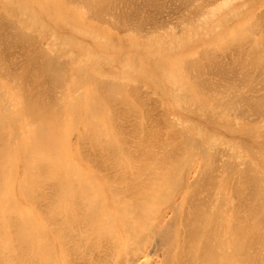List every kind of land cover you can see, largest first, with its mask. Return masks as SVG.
<instances>
[{
	"label": "bare ground",
	"instance_id": "bare-ground-1",
	"mask_svg": "<svg viewBox=\"0 0 264 264\" xmlns=\"http://www.w3.org/2000/svg\"><path fill=\"white\" fill-rule=\"evenodd\" d=\"M33 1L36 6L31 0H2L0 6V77L6 79L5 85H0V264H264V17L259 15H264L261 11L264 0H180L184 18L176 15V7L180 4L175 0L178 5L174 3L175 8H171L176 14L169 13V16L181 17L182 24L185 21L186 30L181 25L187 41L193 42L190 45L181 37L183 34H176L181 30L176 29L180 25L179 19V25L175 26L166 21L168 16L161 14L160 17L165 18L161 22L158 19L160 12L155 15L157 18L153 17L160 20L161 25L166 22L171 30L159 23L160 26L153 29L156 25L151 22L154 27L147 25L149 30L145 28L146 32L142 33L141 28L134 26L138 23L135 12L139 13L141 9L133 6L134 9L138 7L134 19L125 12L130 3L134 5V0ZM138 2L143 4L142 0ZM173 2L171 0L170 4ZM141 3L140 8H144ZM76 10L78 13L72 18ZM141 12L137 20L142 16ZM66 13L70 16L65 20ZM151 13L147 12V15ZM143 16L146 19V14ZM143 16L139 23L144 22ZM81 17L96 19L102 24L113 23L114 28L123 31L118 34L117 41L121 42L118 51L123 52L126 46L134 45L145 52L143 57L136 59V55H127L122 61L119 56L115 58L98 52L74 34L84 32V35L93 36L92 39L103 37L104 40L106 32L103 30L104 36H99L100 32L94 30V26L80 22L78 18ZM175 20L173 18L174 24ZM64 22L72 29V34L66 33L61 24ZM227 23L232 26L224 27ZM171 25L175 26V33ZM36 27L40 28L41 36L49 35L47 46L37 43L36 32L32 33ZM215 27L220 30L215 31ZM228 29L235 30L236 35L232 34L235 39L241 30L239 38H248L249 46L242 43L245 38L242 42L230 39L232 36L226 39L223 35ZM214 33L226 41L213 44L209 50L201 49L208 57L212 50L213 57L208 60L206 56V63L217 58L216 54H222L231 40L235 46L230 44L228 48L240 50V45H244L242 48L245 49L241 50L250 61L241 60L243 55L238 57L241 50L237 49L236 55L231 50L233 53L229 56L235 57L229 62L233 63L232 60L238 57L241 62H234L240 67L234 63L235 67L227 68L230 71L223 70L226 64L232 66L225 60L230 53L225 54L227 48L220 57L226 55L224 60L228 63H221V68L222 60L218 56L217 65L213 64V68L220 65L217 69L225 71L215 72L227 76L220 73L217 77L206 76L212 66L210 62L207 63L210 68L206 63L202 64L205 56L199 51L203 43H212L209 35ZM136 34L146 35L147 39L142 41ZM103 40L98 41H110L108 38ZM74 42L86 50V55L82 54L81 58L85 55V61L91 60L98 67H88L90 71L85 73L86 76L80 67L83 78L78 73L75 75L80 78L74 76L72 81L91 77L95 82L100 80L95 84L102 88L104 101L109 102L111 111L107 110V103V111H104L105 103L94 105L102 102V98L98 99L100 95L93 91L89 95H96L99 101L88 98V102L93 103L83 107L80 98L83 90L82 95L77 93V83L70 84L71 90L78 89L76 95V90L73 92L75 98L72 96L70 101L67 97L69 60L65 63L68 57L63 56V61L57 49L68 47L72 54ZM50 46L56 50H50ZM215 46L222 50L218 51L220 47ZM71 54L73 58L75 54ZM191 58L196 59V63ZM104 62L110 73L122 66L124 75L128 74L122 79L124 84L133 80L127 79L133 72H144L161 100L173 97L176 106L199 115L207 125L192 122L196 131L190 130L187 126L194 120L187 118L191 121L185 122L182 118L181 129V123L173 115L179 127L171 121L173 117L168 118L175 125L174 128L168 123L175 134L167 126L170 132L163 140L162 132L151 119L153 116L144 110L147 108L142 105L144 98L141 104L137 103L135 93L139 87L143 89L142 83L137 86L135 80L131 82L135 84L133 88L138 87L133 94L134 102L120 91L127 85L118 81L123 85L117 86L114 77L103 79ZM32 67L34 71H30ZM76 67L79 69L75 65L73 73L78 72ZM149 68L153 73L148 72ZM213 68L210 69L212 72L216 69ZM27 69L31 73L37 71L36 75L40 73L53 84L49 90L52 93V88L55 89L50 98L52 101L41 99L46 89L41 88L42 93L37 85L34 90L31 84L27 86L30 75H23ZM181 71L188 76V85L180 78ZM24 76L29 90L22 85L25 84V81L22 83ZM31 76L37 77L34 73ZM34 77L29 78L33 80ZM37 78L33 83L40 82L42 77ZM15 81L22 83L17 86L19 88ZM8 85L15 86L14 91L9 92ZM128 86V89L132 88V85ZM190 86L194 87L195 96L187 93ZM148 92L152 93L150 89ZM194 98L200 101L198 105L195 101L194 104ZM98 106L103 110L95 108ZM92 109L98 110L92 112ZM84 111L85 114L86 111L96 112L102 120L94 119L93 123L92 119L88 123L86 119L91 114L86 115L85 126L79 130L76 127L83 124ZM148 112L153 113L150 109ZM20 121L29 124L28 137L20 135L23 129L19 126ZM215 125L218 132L211 128ZM14 126L17 131L11 133ZM174 129L181 130L176 133ZM87 141L91 144L89 149ZM75 142L80 145L76 152ZM85 143L86 150L82 147Z\"/></svg>",
	"mask_w": 264,
	"mask_h": 264
},
{
	"label": "rangeland",
	"instance_id": "rangeland-1",
	"mask_svg": "<svg viewBox=\"0 0 264 264\" xmlns=\"http://www.w3.org/2000/svg\"><path fill=\"white\" fill-rule=\"evenodd\" d=\"M139 1H141V0H139ZM145 1H146V0H145ZM150 1H152V0H147V3L150 2ZM153 1H155V0H153ZM173 1H175V0H172V2H173ZM177 1L179 2L180 0H177ZM177 1L173 2L172 4H170L171 0H168V3L166 2V0H165V1H164V0H163V1H161V0H158V1H157V0H156V2H154L155 4H154L153 2H150V3H153V4L150 5V4L148 3V4H149V5H148L146 2H144V0H142L143 4L146 3V4H145L146 6H145V5L143 6V4H142L141 2H138V0H136V2H135V0H134V2H133L134 5H133V4L131 5V3H130L129 8H128V6H127L128 10H126L125 12H126V13L128 12L126 15H128L129 18H130V17H131V18L133 17V19H134V16H135L136 14H138V15H136V16H138V18H139V15H140L139 13H140V12L142 11V9H143V11H142V12H144L143 14H144V15L146 14V16H147L146 19H144V16H143V14H142V12H141V15L143 16L142 21L144 20V22L139 23V20H141L142 16L140 17L139 20H137L138 18L136 19V22L138 21V23H135V22L133 21V22L135 23L134 26H137L138 28H141V30L143 31L142 33H145V32H146V31H145V28L148 29V28H147V27H148L147 25H150L149 28H152V27H154V26L156 25V27L153 28V29H157V26H160V25H161V23H159V21L161 20V22H162V18H164V16H165L166 18H167V16H168L169 20L166 19V21H171L172 24L175 25V26H176V25L178 26L179 24H177V23H179V21H180V25H179L178 28L176 27V29L179 30V29L181 28V30L183 31L184 27L187 26V25L185 24V21H184L185 19H183L184 24H182L183 22L181 23L182 20H180V19L184 18V16L182 17V15H183V11H184V8H182V7H183V4L181 5V3H180L181 1L179 2V4H180L179 7H178V6L176 7V8H177V10H176L177 14H176V12H174L175 9L172 10V8H171V7L175 8V4H174V3H176ZM157 2H158V3H157ZM161 2H162L163 4H159V3H161ZM164 2L167 3V4H165V5H167V6L164 5ZM140 3L142 4L141 7H144V8H140ZM31 4H32L33 6H36V3H35L33 0H31ZM127 4H129V3H127ZM158 4L161 5V6H159ZM168 4H169V6H168ZM1 5H2V0H0V6H1ZM122 5H123V4H122ZM152 5H154V6H152ZM163 5H164V8H165V7H167V8L164 9V8L162 7ZM170 5H172V6H170ZM176 5H178V4L176 3ZM130 6H131V7H130ZM133 6H134V7H135V6H138L139 9H141V11L139 10L140 12L138 11L139 13H137L136 9H138V7H136V8L134 9ZM151 6H152V7H151ZM156 6H158V7H162L163 9H162V8L160 9V8H158V7L156 8ZM132 7H133V8H132ZM127 8H126V9H127ZM130 8H131L132 10H131ZM148 8H151L152 11H151L150 9H148ZM152 8H153V9H152ZM154 8H156V9H154ZM169 8H170L172 11H171ZM178 8H179L180 10H179ZM181 8H182V9H181ZM133 9H134V10H133ZM144 9H145V11H144ZM146 9H147V10H146ZM158 9H159L160 11H159ZM168 9H169V10H168ZM155 10H156V12H155ZM181 10H183V11H181ZM134 11H136V12H135L136 14L134 13ZM163 11H165V12H163ZM166 11H169V12L166 13ZM178 11H179V12L181 11V12H180L181 14H180V13L178 14ZM258 11H259V10H258ZM261 11H264V9H262ZM261 11H260V12H261ZM125 12H124V13H125ZM147 12H148V13H149V12H153L154 14H153V13L150 14L152 17L155 16V15H156V16L159 15V16H158V19H160V20H158V19L155 20V17H156V16L153 17V18H150L151 16H150L149 14H148V15H149V17H148ZM158 12H160V13L158 14ZM172 12H173V13H172ZM77 13H78V11L76 10V13H73V14L71 15L72 18H74L75 15H77ZM133 13H134V14H133ZM169 13H170L171 15H172V14H174V15H175V14H176V15H179V16H181L182 18H181V17H180V19L178 18V19H179V21H178L177 17L174 16L173 18L176 19V20H175V24H174L173 18L170 17L171 15L169 16ZM258 13H259V12H258ZM262 13H264V12H262ZM66 14H68V15H65V16L63 17L65 20H66V18H67L68 16H70L69 13H66ZM129 14H132L133 16H130ZM157 14H158V15H157ZM161 14L164 15V16H163V17H160V16H162ZM259 15L264 17V15H262V14H259ZM73 16H74V17H73ZM179 16H178V17H179ZM159 17H160V18H159ZM63 18H62V16H59V19L62 20ZM69 18H70V17H69ZM69 18H68V19H69ZM129 18H128V19H129ZM131 18H130V19H131ZM135 18H136V17H135ZM147 18H149L150 20L153 19L155 22H154V21H149V20H147ZM156 18H157V17H156ZM170 18H172V20H170ZM259 18H260V17H259ZM78 19L80 20V22L84 23V25L88 24V25H92V26H94V27H95L94 30L100 32V35H99V36H104L103 34L106 32V33H105V36H104V38H105L104 40L106 41V39L108 38V40H110V41L103 42V43H101V41L103 40V37H102V38L100 37L101 39L98 38V40H101V41H98L95 37H94V39H92L93 36H90L89 34H86V33H85V35H84V32H83V34H82V33L79 34V33H77V32L74 34L75 36L81 37L82 40H84L85 42H87V43H89L90 45H92L93 48H95V50H97L98 52H100V53H105V54H110L112 57L114 56L115 58H116L117 56H119V58H120L122 61H125V56H127V55H131L132 57H135L134 55H136V59H141V57H143V55H144L145 52H143V50L141 51L140 49H137L134 45L126 46V47L122 50L123 52H119V51H118V48L120 47V43H121V42L118 43L119 41H117V40L119 39V37H120V35H118V34H119L120 32H123V31H120L119 28H114V27L112 26L113 23H110V24H109V23H108V24H102L101 22L97 21L96 19H92V20H91V19H87V20H85L83 17L78 18ZM261 19H262V18H261ZM157 20H158V22H156ZM63 21H64V20H63ZM146 21H149V24H148V22L145 24ZM163 21H165V18H164ZM259 21H260V19H259ZM151 22H152V23H151ZM51 23L55 24V22H53L52 20H51ZM65 23H66V22L61 23V24H63V26H65V30L67 31L66 33L69 32L68 34H72V29L69 28V26H68L67 24H65ZM82 23H81V24H82ZM127 23H128V22H127ZM129 23H130V22H129ZM150 23H151V24L155 23V25L153 24L154 26L152 25V27H151V24H150ZM156 23H157V24L159 23L160 25H159V24L157 25ZM167 23H168V22H167ZM131 24H133V23L131 22ZM143 24H144V25H143ZM168 24L170 25V22H169ZM168 24H167V25H168ZM181 24L184 25V26H183V29H182V25H181ZM115 25H116V24H114V26H115ZM162 25H163V23H162ZM162 25H161V26H162ZM164 25L166 26V22L164 23ZM164 25H163V26H164ZM173 25H171L172 27H170V26H169V27H170V28H174V29H172V30H173V32L175 33V31H176V30H175V26H173ZM225 25H226V26H225ZM225 25H224V27H230V26H232L231 24H228V23L225 24ZM92 26H91V27H92ZM142 26H143V27H142ZM100 27H101V30H100ZM219 27H220V26H219ZM160 28H161V27H160ZM162 28H163V27H162ZM164 28H165V27H164ZM215 28H216V27H215ZM217 28H218V27H217ZM217 28L215 29V31H219V30H220V28H219V29H217ZM222 28H223V27H222ZM143 29H144V30H143ZM226 29H227V28H226ZM103 30H104L105 32H103ZM112 30H113V31H112ZM148 30H149V29H148ZM166 30H171V29H168L167 26H166ZM181 30L176 31L177 36H180V34L178 35V32H179V33L183 34L181 37H182L183 39H186V41H185L186 43H189V45H190L191 43H193V42H188V41H187V36H186L187 34H186L184 31H183V32H184V33H183ZM184 30H186V28H185ZM111 31H112V32H111ZM247 31H248V30H247ZM247 31H246V33H248ZM35 32H36V37H37V39H39V40H37V41H38L37 43H38L39 45L47 46V40H48V41L50 40V39L48 38L49 35L46 34V35H42V36H41V35H40V28H37V27H36V30H32V33H35ZM227 32H228V33H227L226 35H223L224 37L227 36L226 39L228 38V36L230 37V36H232V34L236 33L235 30L233 31V30H231V29H228ZM238 32H239V30H238ZM241 33H242V32H241V30H240V34H239V35L237 34V35H238L239 37H241V36H240ZM108 34H110V35L108 36ZM33 35L35 36V34H33ZM37 35L39 36V38H38ZM111 35H112V36H111ZM116 35H117V38H116ZM121 35H123L124 37H127V36H125L126 34H123V33H122ZM141 35H142V34H141ZM141 35H140V34H136L135 36H136V38H140V37H141L140 40H142V41L145 40V39H147L146 35H142V36H141ZM201 35H202V34H201ZM235 35H236V34H234V36H235ZM107 36H108V37H107ZM143 36H144V37H143ZM202 36H203V35H202ZM210 36L212 37V39H211V40H212V43H211V44L203 43V45L200 47V51H199L200 53H199V54H202V53H203V52L201 53V49H202V48L204 49V51H205V50H209V49H210L209 47H211L213 44H214V45H216V44L219 45L218 42H219V43H223V42H224L223 40H225V38H224L223 36H222L223 39H222L221 37L218 38V37L216 36L215 33L209 35V37H210ZM41 37H42V38H41ZM110 37H111V38H110ZM203 37H204V36H203ZM239 37L236 36V39H235V37L232 36V38H230V39H235L236 42H239V41L242 42V41H243L242 39L245 38V37L243 38V36H242V39H240ZM214 38H215L216 40H215ZM40 39H41V40H40ZM204 39H205V38H204ZM221 39H222V40H221ZM239 39H240V40H239ZM43 40H44V41H43ZM104 40H103V41H104ZM123 40H125V41H126V40H127V41H130L129 38H123ZM201 40H203V39L201 38ZM228 40H229V39H228ZM235 40H234V42H235ZM238 40H239V41H238ZM246 40L248 41V38H245L244 42H242V43H244V45H248V46H249L250 41H248L247 44H245V43H246ZM111 41H112V44H111ZM225 41H226V40H225ZM41 42H42V43H41ZM97 42H98V43H97ZM203 42H205V41H203ZM231 42H232V40H231L230 43L228 44V47L230 46ZM236 42H235V44H236ZM74 43H75V44H74V45L72 44V46H71V48L73 49L72 54L69 52L70 49L68 50V47L66 48V47H63V46H62L63 49H57V50H59V54H61V57H62V60H63V61H64L63 56H64V57H68V59L66 60L65 63H67L68 60H69V65L67 66V67L69 68V70H68V72H69L68 79H69V80L67 81V88H68L69 90H68L67 97L70 99V101H71V99L73 100V98H72V96L74 97V93H73V92L76 90V91H75V95H76V92L78 91V89H77L76 87L78 86V87H79V92H77V93H78V94H79V93L81 94V93L83 92V95L81 94L82 96L80 97V98H81V104H82L83 107H85L86 104L90 102V100H89V102H88V98H90V99L92 98L91 100L93 101V99H96V98H95V97H97L96 95L99 94L101 97L98 96V97H99L98 99L102 98V102L99 101L98 99H96V101L98 100L100 103H96V102L94 101V102H95L94 105L97 106V104H100V105L103 106V103H105V105H104V111H107L108 109L110 110V104H109V102L104 101V92L101 91L102 88H101V89L98 88V87H100L99 85L97 86V85L95 84V83L97 82V80H96V82H95V79H94V78L92 79V77H91V78H89V79L87 78L88 80L84 79V80H82V81H81V79H79V80H78V82L80 81L79 83H78L77 81L75 82V83H77L75 89H73V88H72V90L70 89V88H71L70 84H73V83H74L72 80H74V78L77 77L75 74L78 75V73L80 74V73L82 72V70H83V74L86 76V74L89 73V71H90V70H88V67H92V66H96V67H98V65H96L97 63H95V62H93V61H91V60H88L90 63H89L87 60L85 61V59H84V57H85V55H86V50H85V48H83L82 46L77 45L76 42H74ZM224 43H225V42H224ZM227 43H228V42H226V46H227ZM232 43H233V42H232ZM103 44H104V45H103ZM106 44H107V46H106ZM110 44H111V45H110ZM240 44H241V43H240ZM109 45H110L111 47H110ZM224 45H225V44H224ZM232 45H233V44H231V46H232ZM238 45H239V44H238ZM238 45H236V46H238ZM244 45H240L241 48L244 47ZM105 46H106V47H105ZM113 46H114V47H113ZM116 46H117V47H116ZM206 46H208V48H207ZM220 46H221V45H220ZM220 46H219V47H220ZM234 46H235V45H233V47H234ZM240 46H239V47H240ZM248 46H247V47H248ZM205 47H206V49H205ZM215 47L217 48V46H215ZM219 47H218V48H219ZM221 47L223 48V46H221ZM221 47H220V49L217 48L218 51H219V50H222ZM228 47H227V48H228ZM233 47H232V48H231V47L228 48V49H229L228 51L226 50L227 48H226V49H225V48L223 49L224 51L226 50V53H225L226 55H227V52H228V53L230 52V53L227 55V57H226L227 59H225V56H226V55H224V58H223V57H222V58L220 57L221 55L223 56V54H224L223 52H224V51H223V52L220 51V52H222V54L220 53L221 55H220L219 53L216 54V52H215V54L217 55V58H218V56H219L220 59L222 60V62H220V65H221V63L223 64V62H224L225 60H228V62H229V61H231V58L233 59V58L235 57L234 55H233V56H229L231 53H233V51L235 52V55H236V50H237L238 48L235 49L236 47H235V48H233ZM245 47H246V46H245ZM247 47H246V48H247ZM113 48H114V49H113ZM212 48H213V47H212ZM241 48H240V50H241ZM125 49H126V50H125ZM234 49H235V50H234ZM242 49L244 50L245 48H242ZM50 50H56V48L53 47V46H50ZM129 50H130V51H129ZM231 50H233V51H231ZM238 50H239V49H238ZM238 50H237V51H238ZM240 50H239V51H240ZM243 50L240 51L241 54H240V53L238 54V52H237V54L239 55L238 57H240V56L243 55V58H244V59H243L242 57H241L240 59L243 60V61H245V60H247L248 58H245L246 56H245ZM202 51H203V50H202ZM211 51H212V50H211ZM211 51H209V53H208V54H211L210 56H212V53H210ZM242 51H243V52H242ZM67 52H68V53H67ZM206 52H207V51H206ZM206 52H204V53H206ZM65 53H66V54H65ZM73 53H74L75 55H74ZM174 53H175V52H174ZM70 54H71L72 56L74 55L73 58L70 56ZM79 54H80V55H79ZM82 54H85V55L82 56V58H81V55H82ZM78 55L80 56L79 58H78ZM202 55L205 56V59L203 58V60H202V64H203V63H206V60H207V59H208V60L210 59V56L208 57L207 54H206V55L202 54ZM202 55H200V56H202ZM213 55H214V52H213ZM216 55H215V56H216ZM200 56H197V57H200ZM206 56L208 57L207 59H206ZM76 57H77V58H76ZM194 57H196V55H195ZM212 57H213V56H212ZM228 57H230V58H228ZM238 57H237V58H238ZM85 58H86V57H85ZM217 58H214L213 61H211L212 59L209 61V62L211 63L210 65L212 66L211 68H213V64L217 65V64L215 63V61H216V62L218 61ZM237 58H236V60L234 59L235 62L238 61V63H240V62H241V61H239L240 59L238 60ZM78 59H82V61H85V62H82V61L80 62V60H78ZM86 59H87V58H86ZM191 59L193 60L192 62H194V61L196 60V59H194V58H191ZM198 59H199V58H198ZM198 59H197V60H198ZM200 59H202V57H200ZM224 59H225V60H224ZM221 60H219V61H221ZM234 60H232L233 63H232V62H229V63H232V66H231V64H228V66H227V64L225 65V63L227 62V61H225V62H224V65H225L226 68H222L223 65H221V66H220L219 64H218V65H219L223 70H226L227 68H231V67L233 68V67H235V65H236V63L234 62ZM134 61H135V60H134ZM198 61H200V60H198ZM243 61H242V62H243ZM247 61H250V60L248 59ZM110 62H111V61H110ZM135 62H136V61H135ZM209 62H207V63H209ZM228 62H227V63H228ZM25 63H26V62H25ZM88 63H89V64H88ZM106 63H107V62H106ZM194 63H196V62H194ZM199 63H200V62H199ZM207 63H206V64H207ZM217 63H218V62H217ZM234 63H235V65L233 66ZM238 63H237V64H238ZM67 64H68V63H67ZM73 65H74V66H73ZM75 65H78V68H79V69H77V67H76V70H78V72L75 71L76 73H75V72L73 73L72 71H73V69H75ZM102 65H103V64H102ZM107 65H108V64H105V62H104V66H105L106 70L103 71V72H104V74L102 75L103 79H104V77H107V80H112V78H109V77H114V78H117V79H115L117 86H118V84H120V82L123 83L122 79H123V78H126V76H127L128 74L124 75V73H123V71H122V66L120 65V66H119V67H118L113 73H110V72H108V66H107ZM199 65H201V64H199ZM199 65L197 64V66H199ZM229 65H230V66H229ZM240 65H241V64H240ZM72 66H73V67H72ZM83 66H84V67H83ZM201 66H203V65H201ZM204 66H205V64H204ZM219 66H215L214 68H216V69L213 68L214 70H213V72H212V70H210V69H211L210 66H208V64H207L206 67H208V68H210V69H208L209 71H208L207 73H209V74H206V76L210 75V77H214V76L217 77V76H218V73H220V75H223V74H221V73L223 72V70L220 69V68L217 69V67H219ZM80 67H82L83 69L81 68V69H82V70H81ZM85 67H86V69H84ZM96 67H95V68H96ZM236 67H240V66H239V65H238V66L236 65ZM169 68H171V67H169ZM232 68H231V69H232ZM30 69H31V70H30ZM30 69H27V71L25 70V71H24L25 73H23V75H25V74H27V75H25V76H29V75H30V76H29L30 78H31V77H34V76H31V74L33 75V73H34V75L37 76V77H39V75H40V77H42V78H41L42 80L40 79V82L38 81L37 83L39 84V83L42 82V84H40V86H39L37 83H33V81H35V80L38 79L37 77H36V78L34 77L35 79L32 78L33 80H31L29 77H27V78H28V80H27V78H25V76L22 77V79H23V80H22V83L25 81V84H24V83H23V84L21 83V84H22V85H25V88H26L27 86H29V84H31V85L33 84L34 86H33V85H32V86L30 85V87H31L32 89H33V88H36V89H37L38 87L40 88V89H39L40 91H42L41 88H43V90L46 89V90L48 91V92H47V91L45 90V91L47 92V95H46V92L43 93V91H42L43 94H41L40 92H38V93H39V95L41 94V95L43 96V97H41V99L44 98L45 102H47V101H48V98L50 99V98L54 95V93H53L54 90H55V89L53 90L54 87L52 88V91H53L52 93H50L51 91H49V90L51 89V87L53 86V84L49 83V81H48L45 77L41 76L40 73H37V75H36L35 73H36L37 71H35V72H33V73L29 72V70H30V71L33 70V67L30 68ZM219 69H220L222 72H220V71L217 72V71H216V72H217V75H215V73H216L215 70H219ZM231 69H229V70L227 69V70L230 71ZM79 70H81V71L79 72ZM120 70H121V71H120ZM148 70H149V71H148L149 73H150V72L153 73V69H152V68H149ZM33 71H34V70H33ZM137 72H138V71H137ZM137 72H133L130 76L127 77V79L129 78V79H133V80H135V81H136L135 84H136L137 86H138V85H141V83H142L143 89H142V87H139V88H138V87H135V86H134V88H133V85H135V84H132V83H134L135 81L130 80V82H128V81L125 79L124 82L127 81L126 83H129V84H124V83H123V84H124V85H127V86L129 85L128 87H131V85H132V88H129V89H128L127 86L124 87V86H122L123 84H122V85L120 84L119 87L122 86L121 88L124 89V90L120 89V91H122V93H125V94H127L128 96H130L131 99H133L134 102L137 100V103H138V104H139V103L141 104V103H142V100H143V98H144V101H145V102L143 101L142 105L145 106V107H147V108L144 109V110H147L146 112H147V114H148L149 116H151V117L153 116V118H151V119H152V121L154 120V123L157 125L156 128L159 129V132H160V131L162 132V133L160 132V133L162 134V137H163L164 135H166L167 132H170V130H171V133L173 132V129H171V128H173V127H169V125L174 126V128H175V125H173V124H177V123L179 122V123H181V124H180V127H181V126H182L183 119L185 120V122H188L189 119H191V120L193 119V120H194V121L189 120V122L191 121V123H189V125H188L187 127H188V129H190V130H194V131H196V129H195L196 126H194L195 123L193 124L192 122L200 121V122L204 123L205 125H207V123H206L205 121L200 120V116H199V115H197V114H195V113H192V112H189V111H188V112H187V111H184L182 108H180V106H176V104H175L176 102H173V101H174V100H173V97H170V98H166V97H165L163 100H161L160 97H159V95H157L156 93H154L155 89H154V85H152V84H153L152 81H150L149 78H147V77L145 78V77H144V75H143L144 72L142 73V72L139 71V73H141V74H139V73H137ZM183 72H184V71H181V72H180V76H181L180 78L182 79V81L186 82V84L188 85V83H187L188 76L186 75V77H185V76L182 74ZM211 72H212L213 74H212ZM214 72H215V73H214ZM224 72H225V71H224ZM224 72H223V73H224ZM226 72H227V71H226ZM85 73H86V74H85ZM121 73H123V74H121ZM130 73H131V72H130ZM136 73H137V74H136ZM151 73H150V74H151ZM83 74H82V75H83ZM120 74H121V76H120ZM182 75H183V76H182ZM225 75H226V74H224L223 76L226 77L227 75H226V76H225ZM74 76H75V77H74ZM79 76H80L81 78H83V77L81 76V74H80ZM124 76H125V77H124ZM73 77H74V78H73ZM80 77H77L76 79H78V78H80ZM96 77H97V76H96ZM96 77H95V78H96ZM102 77H101V78H102ZM208 77H209V76H208ZM2 78H3V77H0V85L4 86V85H5V81H6V79H5V78L2 79ZM24 79H26V80L28 81V85H27V83H26L27 81L24 80ZM43 79H44V80H43ZM45 79H46V81H45ZM96 79H98V78H96ZM99 79H100V77H99ZM99 79H98V80H99ZM105 79H106V78H105ZM159 79H160V78H159ZM4 80H5V81H4ZM83 81H84L85 83H83ZM99 81H100V80H99ZM99 81H98V82H99ZM118 81H120V82L118 83ZM132 81H133V82H132ZM13 82H14V81H13ZM13 82H12V83H13ZM15 82H16V81H15ZM35 82H36V81H35ZM70 82H71V83H70ZM98 82H97V84H98ZM131 82H132V83H131ZM17 83H18V81L16 82V84H17ZM46 83H47V84H46ZM75 83H74V84H75ZM9 84H11V82H9ZM21 84L18 83V85H16V88H19V87H17V86H19V85L21 86ZM45 84H46L47 87H46V86H43V85H45ZM74 84H73V86H74ZM78 84H81V87H80ZM184 84H185V83H184ZM26 85H27V86H26ZM36 85H37L38 87H36ZM48 85H49V86H48ZM149 85H151V87H150ZM8 86H9V85H8ZM41 86H42V87H41ZM69 86H70V87H69ZM73 86H72V87H73ZM96 86H97V89H98V90L96 89ZM117 86H116V87H117ZM145 86H146V87H145ZM152 86H153V87H152ZM6 87H7V86H6ZM49 87H50V88H49ZM123 87H124V88H123ZM14 88H15V86H12V85H11V87L9 86L8 90L11 89L9 92L14 91V90H13ZM31 88H30V89H31ZM90 88H92V89L90 90ZM103 88H104V87H103ZM117 88H118V87H117ZM136 88H138V89H136ZM140 88H141V89H140ZM145 88H146V89L148 88V89L146 90ZM188 88H189V87H188ZM27 89H28V87H27ZM27 89H26V90H27ZM32 89H31V90H32ZM36 89H35V90H36ZM81 89H82L83 91H82ZM99 89H100V90H99ZM135 89H136L137 91H136ZM144 89H145V91H146L145 94H144V92H143ZM149 89L152 91L153 95L155 94L154 96H156V97L159 98V100H158V98H157V100H156V99H155L156 97H154V96L152 95L151 92H150V94H151L152 97H154V98H152V97L150 96V94H148V93H149V92H148ZM28 90H29V89H28ZM33 90H34V89H33ZM33 90H32V91H33ZM70 90H71V91H70ZM189 90H190V91H189ZM15 91L17 92V89H16ZM81 91H82V92H81ZM92 91L95 92V94H96V95L94 94V95H95L94 97H93V95H92V96L89 95L90 92H92ZM128 91H129L130 93H129ZM132 91H134V92H132ZM135 91H136V93H135ZM140 91H142V92H140ZM187 91H188L187 93H190L192 96H195V94H196V91H195V89H194L193 86H190V88L187 89ZM93 92H92V94H93ZM98 92H99V93H98ZM100 92L103 93V94L101 95ZM131 92H132V93H131ZM138 92H139V94H138ZM147 92H148V93H147ZM86 93H87L88 95H87ZM134 93H135V96L137 97L136 100H135V98H134V96H133ZM140 93H141V94H140ZM194 93H195V94H194ZM10 94H11V93H10ZM17 94H18V92H17ZM44 94H45V96H47V99H45L46 97L44 96ZM48 94H50L49 97H48ZM78 94H77V95H78ZM137 94H138V95H142V96H137ZM147 95H149L150 97L148 96V98H146ZM78 96H79V95H78ZM143 96H145V97H143ZM138 97H139V99H138ZM140 97H141L142 99H140ZM74 98H75V97H74ZM147 99H148L149 101H148ZM152 99H153L154 101H153ZM46 100H47V101H46ZM50 100L52 101V99H50ZM138 100H140L141 102H139ZM146 100H147L148 102H147ZM150 100H151V101H150ZM14 101H15V100H14ZM75 101H76V100H75ZM152 101H153V102H152ZM155 101H156V102H155ZM157 101H158L159 103H160V101H161V104H159ZM194 101L196 102L197 105H198V103H200V101L197 100V98H194L193 102H194ZM49 102H50V101H49ZM195 102H194V104H195ZM16 103L18 104L19 102H17V100H16ZM90 103H91V102H90ZM90 103H89V104H90ZM92 103H93V102H92ZM92 103H91V104H92ZM106 103L109 104V106H108ZM145 103H146L148 106H146ZM148 103H150V107H151V105H152L153 108H154L155 106L157 107V108H154L155 111H153L154 109H152V107H151V108L149 107V104H148ZM152 103H153V104H152ZM156 103H158V105H156ZM91 104H90V106H91ZM196 104H195V105H196ZM18 105H19V104H18ZM162 105H163V107H162ZM15 106H17V105L15 104ZM102 106H101V107H102ZM107 106H108V108H107V110H106V107H107ZM159 106H160V107H159ZM17 107H18V106H17ZM145 107H143V108H145ZM95 108H98V109H102V110H103V108H100V106L95 107ZM158 108H159V109H158ZM98 109H94V110L92 109L93 111H92V110H89V111H90V112H91V111L94 112V111H96V110H98ZM149 109H150V111H152L153 113L148 112ZM160 109H162V112H161ZM163 109H164V110L168 109V110H166L168 114H166V111H164V112H165V113H164V112H163ZM110 111H111V110H110ZM86 112H87L86 114H85V111H84V113H83V117H84L83 124H84V125L82 124V125L76 127V128H79V130L82 129V128L85 126V122H84V121H86V120H87V121L89 120L90 122H92L91 120L93 119V123H94L95 120H96V121H97V120H100V119L102 120V118L99 119L98 114H97L96 112H95V114H94V113H90V112H88V111H86ZM156 113H157V114H156ZM89 114H91L90 117L88 116L90 119H89V118L86 119V117H87L86 115H89ZM155 114L157 115V117L155 116ZM165 114H166V115H165ZM92 115H93V118H92ZM94 115H95V117H96V115H97V117L94 118ZM168 115H169V117H168ZM173 115L176 117V119L178 120V122L176 121V119L174 118ZM154 116H155V117H154ZM162 116H166V117H167V120H168V118H172V117H173V118L171 119V121H173V124H172V122H169V120L166 121V117H164L165 119H164V118H161ZM170 116H171V117H170ZM185 116H186V118H185ZM30 118H31V117H30ZM154 118H155V119H154ZM182 118H183V119H182ZM187 118H189V119H187ZM27 119H28V118H27ZM27 119H26V120H27ZM85 119H86V120H85ZM94 119H95V120H94ZM158 119H159V121H160L159 123H158V121H157ZM162 119H163V121H162ZM174 119H175V122H176V123L174 122ZM89 121H88V123H89ZM156 122H157V123H156ZM164 122H165V124H164ZM86 123H87V122H86ZM88 123H87V124H88ZM161 123H162V124H161ZM166 123H167V124H166ZM168 123H169V125H168ZM183 123H184V122H183ZM23 124H24L25 127H26V126H27V127L25 128V127L23 126ZM87 124H86V125H87ZM158 124H159V125H158ZM89 125H90V124H88V126H89ZM164 125H165V126H164ZM19 126H22V128H23V129H21V133H20V135H21V136H24V138H25V137H28L29 134H27V133H28V131L30 132V130H29V128H30L29 124H27L26 121H20ZM82 126H83V127H82ZM160 126H161V127H160ZM162 126H164L165 128L162 127ZM167 126H168V129H170L169 131H168V129L166 128ZM176 126L179 127V124H177ZM80 127H82V128H80ZM86 127H87V126H86ZM159 127H160V128H159ZM178 127H176V129H178ZM209 127H211V126H209ZM15 128H16V127L14 126L13 129H11V133L14 132V131H15V132L17 131V129H15ZM163 128H164V129H163ZM211 128L216 129V132L219 131V128H218L216 125H215V126H212ZM14 129H15V130H14ZM181 129H182V127H181ZM181 129H179V130H181ZM188 129H187V130H188ZM163 130L166 131V132L164 131L165 134L163 133ZM174 130H175V129H174ZM179 130H177V131L175 130V132L177 133ZM75 132H77V131H75ZM173 133H174V132H173ZM174 134H175V133H174ZM226 134H227V132H226ZM126 136H128V135H126ZM162 137H159L158 139H159V140L161 139V141H163V140H164V137H163V140H162ZM168 140H169V139H168ZM218 141L220 142V141H222V140H218ZM169 142H170V140H169ZM219 142H218L217 144H219ZM86 143H88V141H87ZM86 143H85V146L82 145V147H84V149L87 147ZM166 143H167V141H166ZM166 143H165V144H166ZM173 143H174V142H173ZM167 144H168V143H167ZM167 144H166V145H167ZM174 144H175V143H174ZM89 145H91V144L88 143V149L90 148ZM175 145H176V144H175ZM77 148L80 150V145H78V143L75 142V144H74L75 152L77 151ZM88 149H87V150H88ZM85 150H86V149H85ZM88 151H89V150H88ZM77 157H78V156L76 155L75 158L78 160ZM198 157H199V156H198Z\"/></svg>",
	"mask_w": 264,
	"mask_h": 264
}]
</instances>
